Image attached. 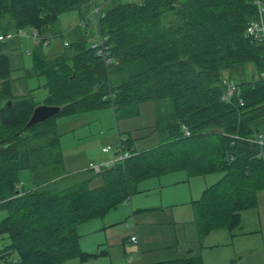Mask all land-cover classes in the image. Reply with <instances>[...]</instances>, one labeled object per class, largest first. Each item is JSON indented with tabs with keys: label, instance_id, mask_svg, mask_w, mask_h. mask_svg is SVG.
<instances>
[{
	"label": "trees",
	"instance_id": "16d2710c",
	"mask_svg": "<svg viewBox=\"0 0 264 264\" xmlns=\"http://www.w3.org/2000/svg\"><path fill=\"white\" fill-rule=\"evenodd\" d=\"M103 2L104 15L96 26L87 15ZM73 10L81 20L69 30L64 50L45 55L41 44L62 34L59 15ZM257 18L253 0H0V34L19 28L37 32L27 73L43 76L46 89L42 101L34 89L13 95L9 58L0 54V146H5L0 150V209L7 213L0 233L8 234L7 248L16 254H0V264L90 258L80 247L78 224L127 200L140 180L179 170L187 176L221 175L192 202L199 237L236 227L241 213L256 207L257 191L264 188V145L252 141L258 134L264 138V77L259 76L264 46L246 35L249 21ZM90 23L106 38L108 64L91 45L96 34L86 31ZM247 63L257 75H245ZM224 78L236 84L237 94L229 101L222 99ZM143 101L154 104L155 146L136 151L127 137L121 141L131 156L123 163L99 173L87 169L100 183L90 185L91 177L54 186L63 175L70 179L57 116L112 106L117 119L132 117ZM39 103L60 111L24 128ZM25 169L30 187H18ZM156 264L202 260L189 256Z\"/></svg>",
	"mask_w": 264,
	"mask_h": 264
},
{
	"label": "rangeland",
	"instance_id": "374dc122",
	"mask_svg": "<svg viewBox=\"0 0 264 264\" xmlns=\"http://www.w3.org/2000/svg\"><path fill=\"white\" fill-rule=\"evenodd\" d=\"M80 20L81 13L76 10L61 13L58 28L62 34L41 44L42 52L52 55L63 51L64 42L71 38L69 30ZM87 26V32L96 34L92 23ZM26 31L30 32L28 28ZM19 41L21 45L16 52L22 55L23 68L14 79L19 84L24 82L28 91L34 89L36 100L42 101L46 96L44 77L27 73L32 65L34 41L30 37ZM244 70L247 77L258 74L251 63L245 64ZM55 120L64 169L71 173L70 179L63 175L54 180L52 183L57 187L95 176L87 172L88 163H102L113 158V152L103 153L102 146H114L119 140L130 137L131 147L141 151L159 141L157 134L151 133L154 126L152 101L141 102L138 115L132 117L117 119L113 107L105 106L74 116H57ZM77 172L79 174H75ZM21 176L23 180L19 183L30 187L29 170H23ZM220 176V173L187 176L179 170L140 180L129 199L108 210L104 216L77 225L81 249L93 252L97 264H126L122 257H131V264H156L182 257L188 249L199 255L203 264H264V188L257 191L256 207L244 210L236 227L215 229L199 237L193 222L192 202ZM98 183L97 176L90 181V185ZM6 214L0 209V221ZM131 235L136 237V242L129 240ZM124 239L128 240L123 243ZM9 243L8 234L0 233V254L5 258L16 255L13 249L7 248Z\"/></svg>",
	"mask_w": 264,
	"mask_h": 264
},
{
	"label": "built area",
	"instance_id": "2783aa9c",
	"mask_svg": "<svg viewBox=\"0 0 264 264\" xmlns=\"http://www.w3.org/2000/svg\"><path fill=\"white\" fill-rule=\"evenodd\" d=\"M254 4L257 6L258 9V18L253 19L249 21L247 28H246V35L252 39L253 42L257 44H262L264 46V21H263V13H264V3L261 0H253ZM106 2L101 3L96 9L89 12L87 15V18L91 21H94L96 26L99 23V19L103 17V8L106 5ZM83 24V23H82ZM27 28H19L15 31H9L7 33L0 34V42H4L7 40L15 39V38H23V37H30L35 43L38 41L39 37L37 35V32L35 29H29L30 32L26 31ZM105 37L101 36L99 33L96 34L95 39L92 41L91 45L96 49V53L100 56H102L104 63L108 64L111 62V58L108 57L104 43H105ZM65 45H67V42H64ZM260 77H264V72L260 73ZM222 84L225 87V93L222 96V99L225 101H229L234 95H236V84L233 80L224 78L222 80ZM239 104L243 105L242 99H238ZM184 128V133L186 135H189V131L186 127ZM237 137V136H235ZM252 141H255L259 145H264V138L261 134L256 135L255 138L252 139ZM102 152L107 153L109 151L113 152V158L109 159L102 163H94L89 162L87 169L91 170L93 173H99L102 169V167L110 166L116 162L123 163L127 158L131 156V153L128 148L125 147L124 143L119 140V142L114 145H107L103 146L101 148ZM22 184L19 183L18 187ZM130 241L136 242L137 239L135 236H130ZM124 260L127 263H131L133 259L131 257L124 258Z\"/></svg>",
	"mask_w": 264,
	"mask_h": 264
},
{
	"label": "crops",
	"instance_id": "0c3cea01",
	"mask_svg": "<svg viewBox=\"0 0 264 264\" xmlns=\"http://www.w3.org/2000/svg\"><path fill=\"white\" fill-rule=\"evenodd\" d=\"M20 38H16V39H12V40H7V41H4V42H0V54H7L8 55V58H9V67L12 71V75H15L13 76V80L11 81L10 83V88H11V92L13 95L15 96H22V95H26L28 93V90L26 88V84L23 82V83H17L15 81V77L19 75V73H21L20 71V68L22 69L23 68V60H22V55L18 54L16 51L17 49L19 48V45H21V41H19ZM37 43H33L32 45L35 47ZM30 70V69H29ZM103 147V146H102ZM104 153V152H103ZM87 169V167H86ZM85 169V170H86ZM80 173V171H79ZM78 172L75 173V174H79ZM66 174H71L70 172L66 173ZM81 174V173H80ZM82 177H83V174H81ZM80 177V176H79ZM82 179V178H80ZM129 199V198H128ZM194 222V221H193ZM132 236V235H131ZM130 238V236H129ZM128 240V239H124L123 240V243ZM130 240V239H129ZM84 251V250H83ZM85 252L91 254V257L84 260V261H81L79 258L75 257V258H71V259H68L66 261H63L61 263H58V264H97L96 261H94V254L93 252L91 251H86ZM189 256H197V257H200L199 255H196V254H192L191 253V250H187L186 251V254L182 257H175V258H170V259H167V260H172V259H176V258H184V257H189ZM125 257H122V261H124L126 264H131V263H127L125 260H124ZM201 258V257H200ZM203 264V263H202Z\"/></svg>",
	"mask_w": 264,
	"mask_h": 264
},
{
	"label": "water",
	"instance_id": "95a60500",
	"mask_svg": "<svg viewBox=\"0 0 264 264\" xmlns=\"http://www.w3.org/2000/svg\"><path fill=\"white\" fill-rule=\"evenodd\" d=\"M59 111H60L59 106L47 105V104L37 105L33 109L31 116L28 119V121L26 122L24 128H28V127H31L35 124L43 122V121L47 120L48 118L57 115L59 113ZM3 148H5V146H0V150H2Z\"/></svg>",
	"mask_w": 264,
	"mask_h": 264
}]
</instances>
